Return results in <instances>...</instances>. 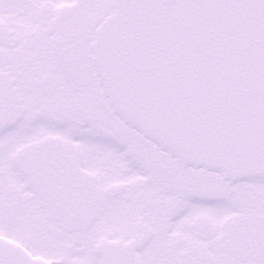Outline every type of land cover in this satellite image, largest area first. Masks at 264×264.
Wrapping results in <instances>:
<instances>
[{"label": "snow or ice", "instance_id": "obj_1", "mask_svg": "<svg viewBox=\"0 0 264 264\" xmlns=\"http://www.w3.org/2000/svg\"><path fill=\"white\" fill-rule=\"evenodd\" d=\"M0 264H264V0H0Z\"/></svg>", "mask_w": 264, "mask_h": 264}]
</instances>
